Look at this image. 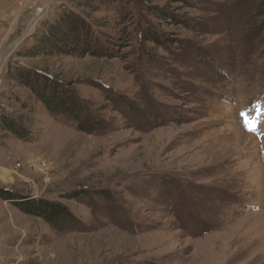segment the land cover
<instances>
[{
  "label": "rangeland",
  "instance_id": "rangeland-1",
  "mask_svg": "<svg viewBox=\"0 0 264 264\" xmlns=\"http://www.w3.org/2000/svg\"><path fill=\"white\" fill-rule=\"evenodd\" d=\"M79 1L0 0V121L27 131L0 123V187L74 218L57 229L0 198V264H264V0ZM66 9L91 51L35 55ZM22 71L91 124L49 111ZM243 107H260L248 132Z\"/></svg>",
  "mask_w": 264,
  "mask_h": 264
},
{
  "label": "trees",
  "instance_id": "trees-1",
  "mask_svg": "<svg viewBox=\"0 0 264 264\" xmlns=\"http://www.w3.org/2000/svg\"><path fill=\"white\" fill-rule=\"evenodd\" d=\"M116 1L117 0H80L77 2V6L93 12L99 9L98 5L100 4H105L106 2L114 3ZM238 3L240 2L238 1ZM88 21L84 16H79L73 11L68 9L63 10L53 23L47 25L48 32L40 35L37 43L30 50H32L35 55L54 53L56 51L59 53L72 54L76 53L77 49H80V52H84L81 47H78L79 44H82L87 49V52H90L92 49L90 48L91 39L94 38V36ZM148 40L154 43H158L159 41L153 29H150ZM64 46L66 47L63 48ZM20 79L24 80L22 81L23 85L32 89L36 99L42 101L49 111L53 113H63L69 120L73 119L80 123L87 122L88 125L91 124V114L86 110L84 104L80 102L77 96L72 91L66 90L61 84L50 85V78L45 73L22 71ZM38 85H40V87L42 85V88H38ZM85 111L86 113H84ZM20 122L15 119L13 121H7L3 118L0 121L2 125H4L3 123H7L6 125L9 129H14L13 131L16 136L26 139L27 131L25 126L21 125ZM15 126H17L18 129ZM77 193L86 194L84 191H78ZM0 198L14 203L20 210L28 214L44 219L57 229L60 228V224L74 221V218L66 206L56 201L42 198H30L29 196L17 194L2 187H0Z\"/></svg>",
  "mask_w": 264,
  "mask_h": 264
},
{
  "label": "built area",
  "instance_id": "built-area-1",
  "mask_svg": "<svg viewBox=\"0 0 264 264\" xmlns=\"http://www.w3.org/2000/svg\"><path fill=\"white\" fill-rule=\"evenodd\" d=\"M40 8V9H39ZM38 13H40L42 11L41 7H38V9L36 10Z\"/></svg>",
  "mask_w": 264,
  "mask_h": 264
},
{
  "label": "snow or ice",
  "instance_id": "snow-or-ice-1",
  "mask_svg": "<svg viewBox=\"0 0 264 264\" xmlns=\"http://www.w3.org/2000/svg\"><path fill=\"white\" fill-rule=\"evenodd\" d=\"M250 130H253L254 131V128L250 129Z\"/></svg>",
  "mask_w": 264,
  "mask_h": 264
}]
</instances>
